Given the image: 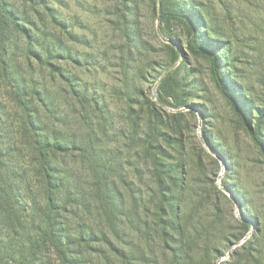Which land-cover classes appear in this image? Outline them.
Instances as JSON below:
<instances>
[{
	"label": "rangeland",
	"instance_id": "obj_1",
	"mask_svg": "<svg viewBox=\"0 0 264 264\" xmlns=\"http://www.w3.org/2000/svg\"><path fill=\"white\" fill-rule=\"evenodd\" d=\"M6 1L27 30L10 32L5 43L26 99L43 122L81 148L59 160L69 171L71 192L85 197V204L68 206L62 221L73 233L83 227L106 233L113 243L114 250L94 241L103 252L92 249L89 264H174V252L164 249L152 230V167L129 139L134 120L137 132L147 126L141 102L155 99L169 71L176 107L159 103L160 114L180 128L184 162L183 186L173 190L177 199L171 211L178 222L173 235L196 264H264V0H180L198 28L196 39L212 47L223 88L208 56L192 50V27L185 19L169 11L174 37L165 36L160 0ZM173 2L167 0L169 10ZM1 74L0 103L6 110L0 106V139L13 149L11 162L34 186L36 201L43 202L16 86ZM175 113L183 115L182 122L171 118ZM97 152L111 167L106 173L122 210L116 230L102 204ZM169 152L168 162L180 159ZM32 206L24 202L25 208ZM41 206L29 208L25 229L0 215V250L15 253L18 264L29 261L26 233L41 220ZM50 256L55 259V251Z\"/></svg>",
	"mask_w": 264,
	"mask_h": 264
},
{
	"label": "trees",
	"instance_id": "obj_2",
	"mask_svg": "<svg viewBox=\"0 0 264 264\" xmlns=\"http://www.w3.org/2000/svg\"><path fill=\"white\" fill-rule=\"evenodd\" d=\"M159 2L161 5L160 23L165 36L174 37V30L170 27L172 16L169 11H172V14L179 18L185 19L187 24L192 27L193 43L191 44L194 46L192 50L195 53L201 52L208 56L214 78L218 85L223 88L218 61L212 47L204 46L197 40L198 37L195 32L197 27L194 24L192 25L191 20L186 15L185 6L181 5L180 0H174V9L169 10L167 0H160ZM155 12L157 13V9H155ZM16 15V12L9 7L6 0H0V34L2 35L0 42L2 52L0 55V73L6 80V84L16 86L15 94L19 105L23 109L24 135L31 145L32 153H30L33 156L31 162L35 164V175L40 183L41 198L39 200L43 199V202L36 201L38 196L34 186L27 182L24 171L20 172V166L16 163L13 165L11 162L10 157L13 149L11 147L5 148L0 139V215L4 214L12 222L14 228L25 229L28 226L25 219L29 212L31 210L35 211L38 206L42 205L40 207L41 220L37 223L33 221L34 230L26 233V241L31 250L29 261L26 264H89L90 259L86 256L92 249L97 251L99 255L103 252L101 247L95 248L92 245L94 241L106 242L114 250L113 243L106 233L99 236L83 227L78 233H73L67 223L62 221V216L65 211H68V206L74 202L80 205L85 204V197H75L76 195L71 192L69 171L59 163V160H62L63 155L81 148L73 140L70 141L65 137L63 133L52 130L46 122H43L38 115V109L26 99L28 93L25 91L24 83L18 79L20 74L16 69L14 70L15 65L12 63V59L10 57L7 59L5 55L7 53L5 43L10 32L17 30L27 34V30L19 23ZM173 74L174 72L169 71L162 78L155 99H145L141 102L142 108L147 112V126L142 132H137L139 123L134 120L131 125L129 139L136 147L141 148V156L149 161L152 167V176L155 183V189L150 199L155 208L153 210L152 230L154 231L155 228L158 231V236L164 243V249L168 247L174 252V264H196L190 255L191 253L187 250V245L173 235V233L176 234L174 225L178 224L171 211L177 199L176 195L173 194V190L182 187L184 183L182 180V177H184V162L180 158L183 145L178 143L180 138L178 135L181 134L180 128L168 125L160 114L159 107V103L176 107V104L172 103V96L169 95L173 93L177 96L176 89L170 86L173 81ZM35 92L37 93L33 88L32 95ZM223 92L240 114V118L248 124L249 132L254 139L262 144V139L256 134L252 125L247 122V118L241 113L237 103L231 100L230 93L225 90ZM83 97L86 96L83 95ZM0 106H3L2 103H0ZM3 110H6L5 106H3ZM170 116L177 121L183 120L181 113ZM132 120L133 118H131ZM169 150H172L174 155L180 159L168 162V158L172 156ZM96 157L99 163L96 173L103 179V183H100L103 208L111 227L116 230L122 210L118 205L112 180L106 173L111 170V167L102 164L100 152L96 153ZM24 202H32L33 206L29 207L31 210L24 207ZM181 224L183 225L182 222ZM52 250L55 251V259L50 256ZM149 262L152 263L153 261L149 259ZM13 263H17L15 253L0 250V264Z\"/></svg>",
	"mask_w": 264,
	"mask_h": 264
},
{
	"label": "water",
	"instance_id": "obj_3",
	"mask_svg": "<svg viewBox=\"0 0 264 264\" xmlns=\"http://www.w3.org/2000/svg\"><path fill=\"white\" fill-rule=\"evenodd\" d=\"M212 152H214V151L212 150Z\"/></svg>",
	"mask_w": 264,
	"mask_h": 264
}]
</instances>
